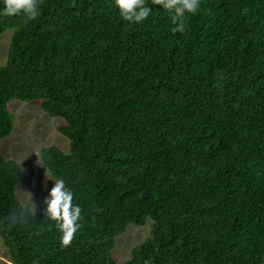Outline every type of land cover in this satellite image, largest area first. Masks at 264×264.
I'll return each instance as SVG.
<instances>
[{"label": "trees", "instance_id": "16d2710c", "mask_svg": "<svg viewBox=\"0 0 264 264\" xmlns=\"http://www.w3.org/2000/svg\"><path fill=\"white\" fill-rule=\"evenodd\" d=\"M0 140L8 102L38 100L68 150L37 211L0 154V240L13 264H264V0H0Z\"/></svg>", "mask_w": 264, "mask_h": 264}, {"label": "rangeland", "instance_id": "374dc122", "mask_svg": "<svg viewBox=\"0 0 264 264\" xmlns=\"http://www.w3.org/2000/svg\"><path fill=\"white\" fill-rule=\"evenodd\" d=\"M11 31L12 29L7 28L0 34V64L5 62ZM7 106L13 114V128L9 135L0 140V154L20 164L22 174L16 185V193L19 201L29 205L35 212L62 191L60 182L41 162L39 151L44 145L68 150V139L57 131V126L63 120L47 115L38 100L23 102L12 99ZM151 224L150 219L143 225L129 224L124 232L115 237L112 254L118 264L129 257L134 245L149 236ZM0 264H13L1 240Z\"/></svg>", "mask_w": 264, "mask_h": 264}]
</instances>
